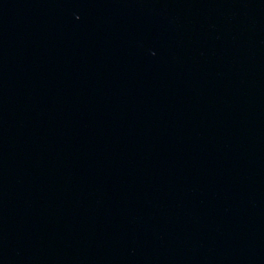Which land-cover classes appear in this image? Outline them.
I'll return each mask as SVG.
<instances>
[{
	"label": "water",
	"instance_id": "water-1",
	"mask_svg": "<svg viewBox=\"0 0 264 264\" xmlns=\"http://www.w3.org/2000/svg\"><path fill=\"white\" fill-rule=\"evenodd\" d=\"M0 264H264V0H0Z\"/></svg>",
	"mask_w": 264,
	"mask_h": 264
}]
</instances>
